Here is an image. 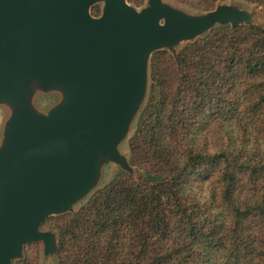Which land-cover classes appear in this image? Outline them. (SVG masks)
Instances as JSON below:
<instances>
[{"label": "trees", "instance_id": "16d2710c", "mask_svg": "<svg viewBox=\"0 0 264 264\" xmlns=\"http://www.w3.org/2000/svg\"><path fill=\"white\" fill-rule=\"evenodd\" d=\"M129 145L142 177L119 169L77 212L45 220L60 264H264V27L220 25L177 57L155 52Z\"/></svg>", "mask_w": 264, "mask_h": 264}, {"label": "water", "instance_id": "95a60500", "mask_svg": "<svg viewBox=\"0 0 264 264\" xmlns=\"http://www.w3.org/2000/svg\"><path fill=\"white\" fill-rule=\"evenodd\" d=\"M221 2L197 14L165 0H0V264L38 241L60 264L59 231L41 226L111 182L81 181L94 152L144 175L126 148L149 100L153 54L177 57L181 42L220 25L264 27L262 6ZM58 90L66 102L51 109Z\"/></svg>", "mask_w": 264, "mask_h": 264}, {"label": "rangeland", "instance_id": "374dc122", "mask_svg": "<svg viewBox=\"0 0 264 264\" xmlns=\"http://www.w3.org/2000/svg\"><path fill=\"white\" fill-rule=\"evenodd\" d=\"M165 1L170 2L171 4H175L177 6L183 7L192 13L198 14V13H203L204 11H206V10L194 7L192 5H189L187 3L180 2L178 0H165ZM221 3L222 4L223 3L233 4V5L237 6L238 8H240L242 10H246L248 12H251L253 10L262 9L260 7V5L258 6L257 4H255L254 2H251L249 0H224ZM97 6L100 7V11H101L102 5L98 4ZM255 20H256V22L258 21V23H262V19L260 18V15L257 16V18ZM186 43H187V41L181 42L177 46V50H181L182 46H184ZM150 83H151V79H150ZM34 88L36 90L37 88H40V86L35 85ZM51 96H53V99H51L48 102V104L52 105V106L50 105L52 107L51 109L56 108L59 105H63L67 99V93L65 90H58L56 92H53V94H51ZM36 102H37V100L35 98V103ZM35 103H33V104H35ZM48 104H47V106H48ZM126 150L128 151L129 158H130V148L127 146ZM119 169H121V168L118 166H115V163L108 161L104 154H102L100 152H94V154L91 155V158L89 160L88 169H85V172H82L79 176H80L81 181L88 182V183H90V185H91L92 181L95 183L101 181V183H103V182H105V180H107V178H109L107 180V182L109 180L113 179V177L119 171ZM104 178H105V180H104ZM78 208H79V206L75 207V209H78ZM41 230H53L54 231L56 229L49 227V226H45L43 223L41 226ZM23 253H24V259L23 260H25L27 255L29 254L31 257L37 256L39 264H54V260L52 259V257H48V258L44 257V244L41 241L26 243L24 246ZM23 260H21V261H23Z\"/></svg>", "mask_w": 264, "mask_h": 264}]
</instances>
